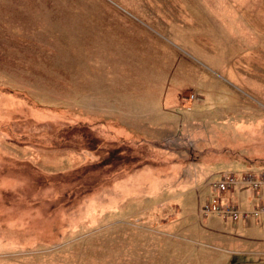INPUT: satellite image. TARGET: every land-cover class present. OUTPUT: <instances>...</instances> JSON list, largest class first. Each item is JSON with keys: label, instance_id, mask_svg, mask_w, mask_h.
<instances>
[{"label": "rangeland", "instance_id": "1", "mask_svg": "<svg viewBox=\"0 0 264 264\" xmlns=\"http://www.w3.org/2000/svg\"><path fill=\"white\" fill-rule=\"evenodd\" d=\"M102 15L132 20L197 83L181 96L202 111L188 146L105 118L71 132L88 120L77 26ZM1 30L0 264H264V228L221 238L243 229L201 220L210 194L185 181L201 152L210 180L264 169V0H0Z\"/></svg>", "mask_w": 264, "mask_h": 264}, {"label": "crops", "instance_id": "2", "mask_svg": "<svg viewBox=\"0 0 264 264\" xmlns=\"http://www.w3.org/2000/svg\"><path fill=\"white\" fill-rule=\"evenodd\" d=\"M109 17L102 15L101 19L90 20L89 25L77 26L80 29L77 31L80 40L77 50L79 47V51L85 57L88 56L81 67L77 66V78L80 77L83 83L80 91L87 93L80 98L77 95L79 99L77 113L87 116L88 120H80L77 123L90 125L94 120L105 118L119 122L126 129H135L136 136L142 135L139 141L144 144L158 147V143L165 140L180 142L184 140L186 144L184 147L188 146L186 128L189 118L195 112L197 115L202 114V111H198L196 107L192 112L183 110L181 96L186 90L193 89L197 83L184 81L183 78L188 70L185 69V72L178 74L176 68L172 67L171 60L168 59V50L160 48L155 39L146 35L136 23L130 19L115 20ZM86 28L89 30H84ZM86 33L89 34V41ZM3 34L5 33L1 30L0 35ZM162 55L167 57H161ZM201 88L202 86H199V89ZM167 131H171V134H166ZM236 148L237 151L241 150ZM198 157L200 160L196 164L203 174L198 171L195 178L193 175L185 181L191 182L190 186L193 189L209 192L204 184L210 180V177L204 175L214 164L211 163V158L204 156L203 152ZM239 163L242 165L241 162ZM196 164L192 170L197 168ZM222 166L225 168V163H220L215 170L217 168L224 170ZM215 178L217 176L211 179ZM233 200L244 209H251L256 204V196L249 191L236 192ZM212 218L217 217L209 219ZM254 223L256 222H234L236 225L232 228L243 229L242 234L220 237L233 243L258 241L264 222ZM212 227L217 230L226 228L224 223L218 221H213ZM244 234L247 237H244Z\"/></svg>", "mask_w": 264, "mask_h": 264}, {"label": "built area", "instance_id": "3", "mask_svg": "<svg viewBox=\"0 0 264 264\" xmlns=\"http://www.w3.org/2000/svg\"><path fill=\"white\" fill-rule=\"evenodd\" d=\"M196 97L184 99L194 102ZM192 107L185 109L191 110ZM209 196L200 206L199 217L207 220L217 217L224 221L251 222L264 220V169H247L242 172H228L217 179H211L204 184ZM249 191L256 196V204L251 209L242 208L232 200L233 194Z\"/></svg>", "mask_w": 264, "mask_h": 264}, {"label": "trees", "instance_id": "4", "mask_svg": "<svg viewBox=\"0 0 264 264\" xmlns=\"http://www.w3.org/2000/svg\"><path fill=\"white\" fill-rule=\"evenodd\" d=\"M90 127L84 125V124H78L76 128L72 129L71 132H81L83 135H87L89 132ZM92 130V129H91ZM66 133H68V130H66ZM62 136V135H61Z\"/></svg>", "mask_w": 264, "mask_h": 264}]
</instances>
